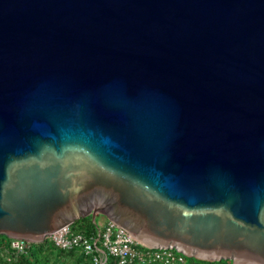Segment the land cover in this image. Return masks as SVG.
I'll list each match as a JSON object with an SVG mask.
<instances>
[{
	"label": "water",
	"instance_id": "water-1",
	"mask_svg": "<svg viewBox=\"0 0 264 264\" xmlns=\"http://www.w3.org/2000/svg\"><path fill=\"white\" fill-rule=\"evenodd\" d=\"M90 214L264 264V0H0V235Z\"/></svg>",
	"mask_w": 264,
	"mask_h": 264
},
{
	"label": "built area",
	"instance_id": "built-area-1",
	"mask_svg": "<svg viewBox=\"0 0 264 264\" xmlns=\"http://www.w3.org/2000/svg\"><path fill=\"white\" fill-rule=\"evenodd\" d=\"M93 221L96 228L94 233L76 231L70 223L48 235L45 240L64 251L79 250L91 255L95 264H106L108 255L116 258V264H196L195 261H188V257L194 256H188L176 248L145 244L113 219L98 222L93 217ZM32 243L24 238L10 237L9 246L0 249V264L3 258L11 259L27 252Z\"/></svg>",
	"mask_w": 264,
	"mask_h": 264
},
{
	"label": "trees",
	"instance_id": "trees-1",
	"mask_svg": "<svg viewBox=\"0 0 264 264\" xmlns=\"http://www.w3.org/2000/svg\"><path fill=\"white\" fill-rule=\"evenodd\" d=\"M71 226L74 230L84 232L86 234L94 233L96 230L93 216L91 214L76 219ZM9 243L10 237L0 235V249L8 247ZM46 246H48V248ZM49 248L56 249L58 253L73 255L76 260L75 264H95L91 255H87L79 250L64 251L58 249L48 240L39 243H32L27 252L19 253L11 259L3 258L1 260V264H48L49 254L47 253V249L50 250ZM188 261H195L196 264H235L231 259L210 261L188 257ZM116 263V258L112 255H108L106 264ZM133 264L139 263L134 262Z\"/></svg>",
	"mask_w": 264,
	"mask_h": 264
},
{
	"label": "rangeland",
	"instance_id": "rangeland-1",
	"mask_svg": "<svg viewBox=\"0 0 264 264\" xmlns=\"http://www.w3.org/2000/svg\"><path fill=\"white\" fill-rule=\"evenodd\" d=\"M101 216L102 214H97L95 215V219L99 222L101 219ZM46 247L48 248V246ZM47 253L49 254L48 264H75L76 262L75 257L73 255L58 253L56 249H50V250L47 249Z\"/></svg>",
	"mask_w": 264,
	"mask_h": 264
},
{
	"label": "bare ground",
	"instance_id": "bare-ground-1",
	"mask_svg": "<svg viewBox=\"0 0 264 264\" xmlns=\"http://www.w3.org/2000/svg\"><path fill=\"white\" fill-rule=\"evenodd\" d=\"M142 242H144L145 244H147V245H151L152 243L151 242H149L148 240H145V239H141V238H139Z\"/></svg>",
	"mask_w": 264,
	"mask_h": 264
},
{
	"label": "crops",
	"instance_id": "crops-1",
	"mask_svg": "<svg viewBox=\"0 0 264 264\" xmlns=\"http://www.w3.org/2000/svg\"><path fill=\"white\" fill-rule=\"evenodd\" d=\"M107 219H108L107 216L102 215L100 220L104 222V221H106Z\"/></svg>",
	"mask_w": 264,
	"mask_h": 264
}]
</instances>
